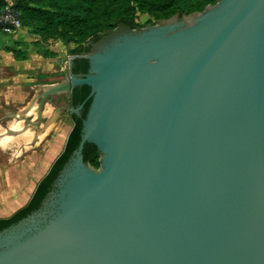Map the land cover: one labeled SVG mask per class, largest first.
I'll return each mask as SVG.
<instances>
[{
    "label": "water",
    "instance_id": "obj_1",
    "mask_svg": "<svg viewBox=\"0 0 264 264\" xmlns=\"http://www.w3.org/2000/svg\"><path fill=\"white\" fill-rule=\"evenodd\" d=\"M59 93L80 138L0 219V264H264V0L119 25L22 117Z\"/></svg>",
    "mask_w": 264,
    "mask_h": 264
},
{
    "label": "rangeland",
    "instance_id": "obj_2",
    "mask_svg": "<svg viewBox=\"0 0 264 264\" xmlns=\"http://www.w3.org/2000/svg\"><path fill=\"white\" fill-rule=\"evenodd\" d=\"M136 18L139 22L156 20L152 13H141ZM86 41H79L72 33L66 37H60L55 31L34 34L26 26L15 32L0 31L1 217L9 216L20 207L63 148L73 121L69 109H56L54 112L52 109V105L56 107L64 101L63 93L55 95L57 100L52 105L50 102L45 103L46 112L41 124H31L22 115L32 120L37 118V110L34 108L37 100L31 102L34 93L38 91L37 84L52 75L63 78L68 70L69 57L73 54L71 48ZM25 43H30L27 47L34 50L30 52L31 63L38 64V58L41 57L39 63L43 67L40 69L46 72H37L34 80H30L32 74L27 73L21 81H10L8 77L22 74L21 65L24 64L20 59L21 49L26 50ZM18 69L20 71L17 72Z\"/></svg>",
    "mask_w": 264,
    "mask_h": 264
},
{
    "label": "trees",
    "instance_id": "obj_3",
    "mask_svg": "<svg viewBox=\"0 0 264 264\" xmlns=\"http://www.w3.org/2000/svg\"><path fill=\"white\" fill-rule=\"evenodd\" d=\"M13 6L20 11L23 26L34 34H46L55 31L60 37L75 34L79 42L71 48L73 54L86 53L94 41L104 33L119 25L130 28L141 27L145 23H154L159 18H166L177 12L188 13L202 9L207 3L216 0H12ZM6 0H0V8ZM141 13H152L156 20L146 19L139 22L136 18ZM0 31H3L0 26ZM26 50L21 49V58H26ZM87 59L76 56L72 70L75 73L85 72ZM88 85L81 84L72 88L70 104L76 106L88 94ZM88 99L84 102L81 115L70 113L73 124L69 129L63 148L53 159L47 171L38 180L34 189L45 178L59 156L71 152L81 133V118L85 115ZM33 189V190H34ZM18 209V208H17ZM16 209V210H17ZM15 210V211H16ZM14 211V212H15ZM14 212L12 214H14ZM10 214V215H12ZM7 216L1 217L3 219Z\"/></svg>",
    "mask_w": 264,
    "mask_h": 264
},
{
    "label": "crops",
    "instance_id": "obj_4",
    "mask_svg": "<svg viewBox=\"0 0 264 264\" xmlns=\"http://www.w3.org/2000/svg\"><path fill=\"white\" fill-rule=\"evenodd\" d=\"M30 43H25L24 45H25V47H26V50H27V52H26V58H21L20 60H23V64L24 65H21V69H23V71L20 73L21 74V76L20 75H14V76H12V77H8L7 79H9L10 81L11 80H13V81H21V80H23V79H25L26 78V74L27 73H30V74H32V76L30 77V80H34L35 79V77H37V75H38V73L37 72H41V70L43 71L44 69H40V68H42L43 66H42V63H39L42 59H41V57H39L38 55H36L35 53H34V55H36V56H38L39 58H38V64H35V65H33L32 63H31V59H30V52L32 51V52H34V50H32L31 49V47L29 48V47H27L28 45H29ZM25 63H26V65H25ZM17 72L18 71H20L19 69L18 70H16ZM45 72H46V70H44ZM47 71H50V70H47ZM28 79V78H27ZM62 79V78H61ZM57 80H60V78H58L57 76H54V75H52V76H48L47 77V79H44V80H41L38 84H37V88L36 89H38V90H40L42 87H43V85L44 84H46V83H50V82H54V81H57ZM51 104V103H50ZM36 105L37 104H35V106H34V108H36ZM52 105V104H51ZM31 108V107H30ZM52 109H53V112L54 111H56V109H57V107H55L54 105H52ZM46 110V108H45V106H44V109H43V115L45 114V111ZM39 124H41V123H39Z\"/></svg>",
    "mask_w": 264,
    "mask_h": 264
},
{
    "label": "built area",
    "instance_id": "obj_5",
    "mask_svg": "<svg viewBox=\"0 0 264 264\" xmlns=\"http://www.w3.org/2000/svg\"><path fill=\"white\" fill-rule=\"evenodd\" d=\"M0 26L5 32H15L23 27L20 11L13 6L12 0L0 8Z\"/></svg>",
    "mask_w": 264,
    "mask_h": 264
},
{
    "label": "flooded vegetation",
    "instance_id": "obj_6",
    "mask_svg": "<svg viewBox=\"0 0 264 264\" xmlns=\"http://www.w3.org/2000/svg\"><path fill=\"white\" fill-rule=\"evenodd\" d=\"M78 73H83V72H78ZM63 96L65 97V95L63 94ZM57 99L55 98V96L52 98V103L53 102H55ZM66 102V98H64V101L63 102H61V103H59V105H62V104H64ZM69 104H70V97H69ZM59 105H57V106H59ZM71 105V104H70ZM56 106V107H57ZM61 109H67V108H61Z\"/></svg>",
    "mask_w": 264,
    "mask_h": 264
},
{
    "label": "bare ground",
    "instance_id": "obj_7",
    "mask_svg": "<svg viewBox=\"0 0 264 264\" xmlns=\"http://www.w3.org/2000/svg\"><path fill=\"white\" fill-rule=\"evenodd\" d=\"M17 125H18V124H17ZM16 127H17V126H16ZM42 127H43V126H42ZM30 131H31V130H30ZM13 132H14V131H13ZM31 132H32V131H31ZM31 132H30V133H31ZM32 133H33V132H32ZM22 134H23V133H22ZM3 137H4V136H3ZM22 137H23V136H22ZM23 138H24V137H23ZM18 139H19V138H18ZM3 141H4V140H3ZM21 144H22V143H21ZM21 148H22V147H21Z\"/></svg>",
    "mask_w": 264,
    "mask_h": 264
}]
</instances>
